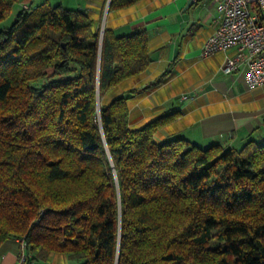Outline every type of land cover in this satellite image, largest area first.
<instances>
[{"label": "trees", "instance_id": "trees-1", "mask_svg": "<svg viewBox=\"0 0 264 264\" xmlns=\"http://www.w3.org/2000/svg\"><path fill=\"white\" fill-rule=\"evenodd\" d=\"M16 2L0 0V22ZM150 61L145 31L100 35L61 3L0 29V249L18 239L26 264H264V143L159 141L178 112L130 127L135 90L97 108Z\"/></svg>", "mask_w": 264, "mask_h": 264}, {"label": "crops", "instance_id": "crops-1", "mask_svg": "<svg viewBox=\"0 0 264 264\" xmlns=\"http://www.w3.org/2000/svg\"><path fill=\"white\" fill-rule=\"evenodd\" d=\"M64 1L69 3L66 7L87 13L94 28L105 27L116 35L138 30L147 33L151 59L147 68L103 93L109 102L135 90L126 101L130 127L139 128L177 111L176 117L156 132L157 140L182 137L202 148L216 143L239 148L248 140L264 143V83L247 88L244 64L232 72L222 71L225 58L235 54L233 48L200 56L218 20L217 0H192L187 8L188 0H138L117 9L106 8L107 0H54L50 4L64 6ZM164 73L159 84L146 88ZM19 251L18 239L5 241L0 264H14ZM43 261L66 264L65 256L56 253Z\"/></svg>", "mask_w": 264, "mask_h": 264}, {"label": "built area", "instance_id": "built-area-1", "mask_svg": "<svg viewBox=\"0 0 264 264\" xmlns=\"http://www.w3.org/2000/svg\"><path fill=\"white\" fill-rule=\"evenodd\" d=\"M22 7L27 8L28 5ZM219 13L213 31L207 36L200 56L233 48L235 54L226 57L221 68L232 72L246 65L244 83L251 89L264 83V0H217ZM185 97V96H183ZM27 255L20 242L14 264H26Z\"/></svg>", "mask_w": 264, "mask_h": 264}, {"label": "rangeland", "instance_id": "rangeland-1", "mask_svg": "<svg viewBox=\"0 0 264 264\" xmlns=\"http://www.w3.org/2000/svg\"><path fill=\"white\" fill-rule=\"evenodd\" d=\"M45 1V0H43ZM50 3H53L54 0H48ZM25 2L27 4H30L31 6H35L37 5L38 3H40V0H18V2L14 3V5L12 6L11 10H10V13L8 14V16L3 19L1 22H0V29L2 28H7L11 25V23L13 22V20L15 19V16L17 14V12L22 8L21 7V4ZM68 2V1H66ZM64 6L67 5L69 6V3H65L64 1ZM102 27H100V31H102ZM105 95L102 94L100 96V101L101 103H105ZM66 263L68 264V262L66 261ZM35 264H45V262L43 260H38L35 262Z\"/></svg>", "mask_w": 264, "mask_h": 264}, {"label": "water", "instance_id": "water-1", "mask_svg": "<svg viewBox=\"0 0 264 264\" xmlns=\"http://www.w3.org/2000/svg\"><path fill=\"white\" fill-rule=\"evenodd\" d=\"M191 2L192 0H188L184 8H187L191 4ZM108 4H109V0H107L106 8L108 7ZM101 34H102V31H100V35ZM97 108H99L98 93H97Z\"/></svg>", "mask_w": 264, "mask_h": 264}]
</instances>
